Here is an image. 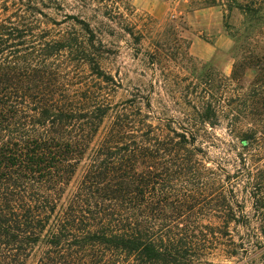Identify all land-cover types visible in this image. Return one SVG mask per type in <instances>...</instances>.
I'll return each instance as SVG.
<instances>
[{
    "label": "trees",
    "instance_id": "obj_1",
    "mask_svg": "<svg viewBox=\"0 0 264 264\" xmlns=\"http://www.w3.org/2000/svg\"><path fill=\"white\" fill-rule=\"evenodd\" d=\"M73 1L82 16L57 21L59 0H0V264H264V53L249 48L260 9L213 0L253 34H231L226 101L209 82L175 102L178 117L148 97L146 112L114 102L100 37L115 26L98 6L121 17L128 0ZM179 19L147 52L153 66L178 36L190 61Z\"/></svg>",
    "mask_w": 264,
    "mask_h": 264
},
{
    "label": "rangeland",
    "instance_id": "obj_2",
    "mask_svg": "<svg viewBox=\"0 0 264 264\" xmlns=\"http://www.w3.org/2000/svg\"><path fill=\"white\" fill-rule=\"evenodd\" d=\"M239 1L242 4H253L260 9L263 19L253 31L257 42H252L249 48L264 53V0ZM59 2L60 11H48L54 20H64L66 15L79 18L82 16L83 13L73 0ZM212 2L213 0H128L127 5L118 4L121 17L115 14V10L105 11L104 5L98 6L99 11L109 14L111 24L115 26L113 36L102 34L100 37L109 51L104 68L115 76L119 84L114 96L115 103L121 104L128 100L141 102L142 104L138 103L136 106L146 112L143 104L148 97L156 115L164 112L181 117L175 102L198 100L204 95V90L212 85H220L218 93H215L216 89L212 91L214 90L216 96L220 94L221 99L226 101L232 88L226 79L231 75L234 64L231 57V34L239 31L251 36L253 32L247 28L245 17L240 12H228L221 5L211 6ZM172 18L185 21L187 29L181 35L190 43V61L179 60L183 44L178 36L168 53L173 55L172 61L168 58L162 64L153 66L147 52L158 38L164 24ZM70 24L68 21L60 28L68 29ZM131 31L134 33L132 37L127 33ZM254 76V71L247 69L241 86L245 89L249 87ZM224 133L223 127L216 130L217 135L225 136ZM210 152L211 156L217 154L213 149ZM263 157L257 166L264 164ZM78 178L79 174L76 179ZM75 182L71 184V188ZM34 261L32 257L28 264H34Z\"/></svg>",
    "mask_w": 264,
    "mask_h": 264
}]
</instances>
